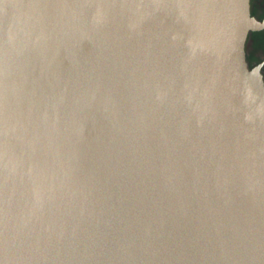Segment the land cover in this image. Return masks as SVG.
I'll use <instances>...</instances> for the list:
<instances>
[{
	"label": "water",
	"instance_id": "obj_1",
	"mask_svg": "<svg viewBox=\"0 0 264 264\" xmlns=\"http://www.w3.org/2000/svg\"><path fill=\"white\" fill-rule=\"evenodd\" d=\"M251 0H0V264H264Z\"/></svg>",
	"mask_w": 264,
	"mask_h": 264
},
{
	"label": "flooded vegetation",
	"instance_id": "obj_2",
	"mask_svg": "<svg viewBox=\"0 0 264 264\" xmlns=\"http://www.w3.org/2000/svg\"><path fill=\"white\" fill-rule=\"evenodd\" d=\"M251 14L260 19L264 17V0H251ZM245 50L250 67L262 65L264 77V29L249 33Z\"/></svg>",
	"mask_w": 264,
	"mask_h": 264
}]
</instances>
